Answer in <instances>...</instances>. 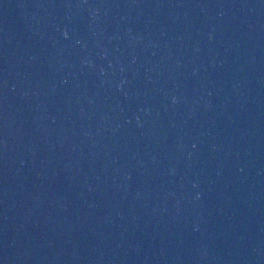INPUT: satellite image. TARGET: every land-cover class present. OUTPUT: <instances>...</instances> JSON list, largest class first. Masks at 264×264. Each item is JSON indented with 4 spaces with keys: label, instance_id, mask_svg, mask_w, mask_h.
I'll return each mask as SVG.
<instances>
[{
    "label": "water",
    "instance_id": "obj_1",
    "mask_svg": "<svg viewBox=\"0 0 264 264\" xmlns=\"http://www.w3.org/2000/svg\"><path fill=\"white\" fill-rule=\"evenodd\" d=\"M0 264H264V0H0Z\"/></svg>",
    "mask_w": 264,
    "mask_h": 264
}]
</instances>
